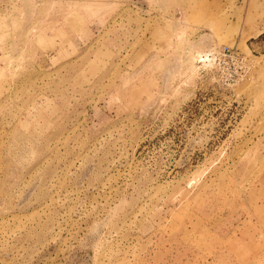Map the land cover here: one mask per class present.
<instances>
[{"label":"rangeland","instance_id":"374dc122","mask_svg":"<svg viewBox=\"0 0 264 264\" xmlns=\"http://www.w3.org/2000/svg\"><path fill=\"white\" fill-rule=\"evenodd\" d=\"M0 264H264V0H0Z\"/></svg>","mask_w":264,"mask_h":264},{"label":"bare ground","instance_id":"6f19581e","mask_svg":"<svg viewBox=\"0 0 264 264\" xmlns=\"http://www.w3.org/2000/svg\"><path fill=\"white\" fill-rule=\"evenodd\" d=\"M199 54H201V52H199Z\"/></svg>","mask_w":264,"mask_h":264}]
</instances>
